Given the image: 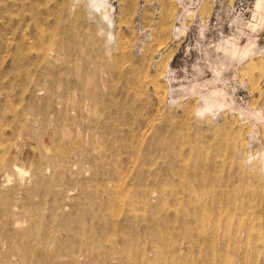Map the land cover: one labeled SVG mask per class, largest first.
Listing matches in <instances>:
<instances>
[{
  "label": "rangeland",
  "instance_id": "obj_1",
  "mask_svg": "<svg viewBox=\"0 0 264 264\" xmlns=\"http://www.w3.org/2000/svg\"><path fill=\"white\" fill-rule=\"evenodd\" d=\"M0 0V264H264V0Z\"/></svg>",
  "mask_w": 264,
  "mask_h": 264
},
{
  "label": "bare ground",
  "instance_id": "obj_2",
  "mask_svg": "<svg viewBox=\"0 0 264 264\" xmlns=\"http://www.w3.org/2000/svg\"><path fill=\"white\" fill-rule=\"evenodd\" d=\"M262 0H257L256 6L259 7V5L261 4Z\"/></svg>",
  "mask_w": 264,
  "mask_h": 264
}]
</instances>
